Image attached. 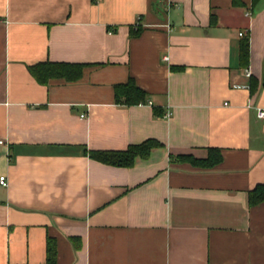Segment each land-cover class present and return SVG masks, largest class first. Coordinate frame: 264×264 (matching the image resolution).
<instances>
[{
    "label": "crops",
    "instance_id": "obj_1",
    "mask_svg": "<svg viewBox=\"0 0 264 264\" xmlns=\"http://www.w3.org/2000/svg\"><path fill=\"white\" fill-rule=\"evenodd\" d=\"M262 77L264 0H0V264H44L48 237L56 264H264ZM130 79L144 103L116 102ZM147 139L131 167L86 154Z\"/></svg>",
    "mask_w": 264,
    "mask_h": 264
},
{
    "label": "trees",
    "instance_id": "obj_2",
    "mask_svg": "<svg viewBox=\"0 0 264 264\" xmlns=\"http://www.w3.org/2000/svg\"><path fill=\"white\" fill-rule=\"evenodd\" d=\"M138 30V29H137ZM249 45L247 39L240 42L239 59L242 65L248 63ZM83 65L59 62H40L27 67L29 73L41 84H46L51 78L63 79L67 82L78 80L82 73ZM251 78V76H250ZM250 91H253V83L248 85ZM262 87H264V77H262ZM145 92L138 88L135 82L130 79L126 83L115 86L116 102L124 105H135L144 103ZM162 145L153 140L147 139L136 145H129L125 150H89L86 154L101 163L117 166L131 167L136 158L146 159L152 148L161 147ZM178 159L187 161L190 164L202 168H211L220 163L222 157L218 149L210 148L208 157L197 159L190 155H179ZM264 202V184L256 185L248 192V203L254 206ZM75 248L79 247L76 238H72ZM46 255L44 264H56L57 249L56 242L53 238L46 239Z\"/></svg>",
    "mask_w": 264,
    "mask_h": 264
},
{
    "label": "built area",
    "instance_id": "obj_3",
    "mask_svg": "<svg viewBox=\"0 0 264 264\" xmlns=\"http://www.w3.org/2000/svg\"><path fill=\"white\" fill-rule=\"evenodd\" d=\"M246 16H250L251 13L250 12H246L245 13ZM244 32H240L239 33V36H244ZM165 59H167V57H164ZM244 76L249 78L251 76V71L249 68H246L244 70ZM232 88H235V89H246L248 88V85H232ZM148 104H151V102H147ZM171 116V113L169 111H167L165 114H164V117L168 118ZM256 116L258 119L260 120H264V108L262 107H257L256 108ZM83 117V116H82ZM0 143H2V141H0ZM7 185V178L6 176H0V186H6Z\"/></svg>",
    "mask_w": 264,
    "mask_h": 264
}]
</instances>
